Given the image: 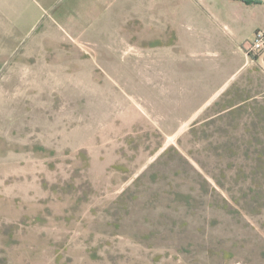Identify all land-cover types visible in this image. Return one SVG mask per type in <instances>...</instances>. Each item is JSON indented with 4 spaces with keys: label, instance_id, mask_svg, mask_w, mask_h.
I'll list each match as a JSON object with an SVG mask.
<instances>
[{
    "label": "rangeland",
    "instance_id": "obj_1",
    "mask_svg": "<svg viewBox=\"0 0 264 264\" xmlns=\"http://www.w3.org/2000/svg\"><path fill=\"white\" fill-rule=\"evenodd\" d=\"M261 1L0 0V264H264Z\"/></svg>",
    "mask_w": 264,
    "mask_h": 264
},
{
    "label": "crops",
    "instance_id": "obj_2",
    "mask_svg": "<svg viewBox=\"0 0 264 264\" xmlns=\"http://www.w3.org/2000/svg\"><path fill=\"white\" fill-rule=\"evenodd\" d=\"M233 1V0H232ZM244 3V2H243ZM247 4V3H246ZM209 10L215 11V7H209ZM221 11V10H220ZM228 10L222 9L220 12V19L217 23L212 24V32L214 34L219 35L221 38L226 37L227 40L225 41V44L230 43L232 44V48L234 45L240 44L242 41L245 39H250L254 35L255 31L258 29L264 30V15L261 16L259 20L256 21H250L249 23L244 22V21H238L236 22L233 17L228 16L226 13ZM222 47L221 45H219ZM237 47V46H236ZM196 48V47H195ZM210 51V52H215ZM230 58H225L222 61L227 64V71H229V77L230 80L238 73L245 65V62L247 61H242L241 63H237L234 61H229ZM251 62L255 63L263 72H264V54L257 55L256 58L250 59ZM227 84L228 82L225 81ZM223 84V85H224ZM221 85V87L223 86ZM219 87L215 93L221 88Z\"/></svg>",
    "mask_w": 264,
    "mask_h": 264
},
{
    "label": "built area",
    "instance_id": "obj_3",
    "mask_svg": "<svg viewBox=\"0 0 264 264\" xmlns=\"http://www.w3.org/2000/svg\"><path fill=\"white\" fill-rule=\"evenodd\" d=\"M244 46L248 53L254 55L264 54V30H256L252 38L244 43Z\"/></svg>",
    "mask_w": 264,
    "mask_h": 264
},
{
    "label": "trees",
    "instance_id": "obj_4",
    "mask_svg": "<svg viewBox=\"0 0 264 264\" xmlns=\"http://www.w3.org/2000/svg\"><path fill=\"white\" fill-rule=\"evenodd\" d=\"M242 2H244V3H262V1L261 0H241ZM255 58H256V56H255Z\"/></svg>",
    "mask_w": 264,
    "mask_h": 264
}]
</instances>
